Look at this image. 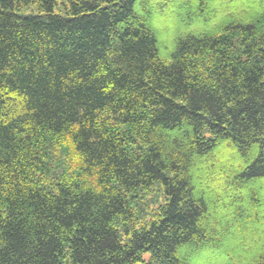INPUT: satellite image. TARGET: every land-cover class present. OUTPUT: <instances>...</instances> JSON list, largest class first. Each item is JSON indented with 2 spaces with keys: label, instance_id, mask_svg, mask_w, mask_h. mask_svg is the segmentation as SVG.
Here are the masks:
<instances>
[{
  "label": "trees",
  "instance_id": "1",
  "mask_svg": "<svg viewBox=\"0 0 264 264\" xmlns=\"http://www.w3.org/2000/svg\"><path fill=\"white\" fill-rule=\"evenodd\" d=\"M0 264H264V0H0Z\"/></svg>",
  "mask_w": 264,
  "mask_h": 264
}]
</instances>
